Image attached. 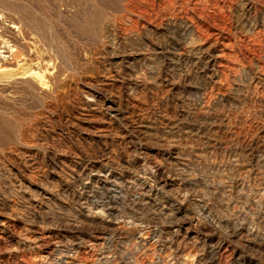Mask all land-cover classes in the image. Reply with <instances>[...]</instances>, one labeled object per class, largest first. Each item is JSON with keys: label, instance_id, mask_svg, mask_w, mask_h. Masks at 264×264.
<instances>
[{"label": "rangeland", "instance_id": "374dc122", "mask_svg": "<svg viewBox=\"0 0 264 264\" xmlns=\"http://www.w3.org/2000/svg\"><path fill=\"white\" fill-rule=\"evenodd\" d=\"M0 21L22 45L0 264H264V0H0Z\"/></svg>", "mask_w": 264, "mask_h": 264}, {"label": "bare ground", "instance_id": "6f19581e", "mask_svg": "<svg viewBox=\"0 0 264 264\" xmlns=\"http://www.w3.org/2000/svg\"><path fill=\"white\" fill-rule=\"evenodd\" d=\"M0 24H3V23L0 21ZM3 25H5V26H3L5 35L2 36V37H4V39H2V37H0V48H4L5 50L0 51V53H4V54L0 55V63L2 64V69L7 70V69H12V65L15 64L13 60L19 56V51H22V49H21L22 45H21V41L19 39V35H18V31H17L18 26H16L14 23L8 24V25L3 24ZM5 36L10 37L12 39V41H14L18 45L19 51L17 49L13 48V45L10 43L11 40L5 39L6 38ZM127 182H130V181L127 180ZM130 183H132V182H130ZM101 189H106V187L103 186V187H101ZM111 189L112 188H109L108 190H111ZM139 194L144 195L143 191H141V193H139ZM167 240H169L168 243L171 244V245H169V247H167V248H169V256H173L175 254V252L178 250L177 249L178 247L174 248L172 246V241L174 239L170 238ZM142 244L144 245V243H142Z\"/></svg>", "mask_w": 264, "mask_h": 264}]
</instances>
